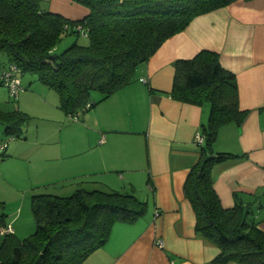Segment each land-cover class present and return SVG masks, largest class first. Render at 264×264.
<instances>
[{
    "label": "crops",
    "instance_id": "0c3cea01",
    "mask_svg": "<svg viewBox=\"0 0 264 264\" xmlns=\"http://www.w3.org/2000/svg\"><path fill=\"white\" fill-rule=\"evenodd\" d=\"M44 6L70 19L88 13L73 0H46ZM203 49L217 52L221 65L234 74L239 108L247 111L240 125L220 128L213 143L214 151L236 155L215 165L214 189L226 208L235 204V194L247 200L257 193L264 200V0H233L195 16L137 66L131 83L77 118L82 122H68L58 103H39L45 102L40 92L23 85L22 97L36 96L38 103L18 107L51 106L50 121L57 124L40 127L34 137L29 132L23 139V133L12 137L6 145L8 159L26 163L34 186L111 185L146 204L133 222L114 223L107 241L81 264H214L220 249L196 231L183 188L200 156L195 136L209 108L169 95L174 62ZM5 61L0 55V70ZM254 219L264 231V206L254 210Z\"/></svg>",
    "mask_w": 264,
    "mask_h": 264
},
{
    "label": "trees",
    "instance_id": "16d2710c",
    "mask_svg": "<svg viewBox=\"0 0 264 264\" xmlns=\"http://www.w3.org/2000/svg\"><path fill=\"white\" fill-rule=\"evenodd\" d=\"M41 1L0 0V54L6 58L0 76L10 70L19 78L18 94L23 90L21 76H35L57 93L58 107L72 120L131 83L137 66L195 16L233 0H73L88 9L77 19L49 11ZM81 34L88 38L87 45L74 42L57 52L65 36ZM0 84L8 91L1 78ZM93 93L100 94L98 100ZM169 95L209 108L207 122L199 129L200 156L183 188L195 213L196 231L220 249L213 263L264 264V231L254 219V210L264 206V200L257 193L247 200L235 194V204L226 208L213 186L215 165L236 156L214 151L218 132L228 124L240 125L247 112L239 108L234 74L221 65L217 52L203 49L174 62ZM30 117L19 108L0 109L5 137H19ZM0 145L5 146L0 151L5 157L7 143ZM87 187L79 184L69 195L33 194L35 231L23 239L14 232L1 234L0 264H81L107 241L114 223L133 222L146 210L132 192Z\"/></svg>",
    "mask_w": 264,
    "mask_h": 264
},
{
    "label": "rangeland",
    "instance_id": "374dc122",
    "mask_svg": "<svg viewBox=\"0 0 264 264\" xmlns=\"http://www.w3.org/2000/svg\"><path fill=\"white\" fill-rule=\"evenodd\" d=\"M45 2V0H42L41 4L43 5ZM74 42L79 45H87L89 43L88 38L85 35H67L56 46L57 52L63 50ZM21 79L22 84H25L24 86L29 87L32 84L36 89V92H40L39 94H41L45 102L39 101V103H58L57 93L53 89L41 84V82L38 81L35 76L31 74H25L21 76ZM40 85H44L43 87L46 88H43ZM22 93L23 92H20L18 95H16L15 99L11 98L8 95L7 88L0 84V109L4 111H12L16 108H19L18 103H38L36 102V96H29L28 99H25L24 96L22 97ZM93 97L94 99L98 100L100 94L93 93ZM50 107L46 105L45 110L42 109L41 111L37 110L39 108L30 105L28 111L23 109L31 117L28 118V121L25 123L24 132L21 136L22 138L20 139H23L24 136L28 134V132L34 137L36 135V130L40 127H55L57 125L55 122L50 121L54 120L53 112H55L54 108ZM19 109L21 110V108ZM47 117L50 119H46ZM79 117H82V114H80ZM67 121L70 123H73L71 121H76L75 123H77L82 122V119L77 120L76 118ZM3 127L4 126L0 120V143H8L12 139L5 137ZM17 139L19 140V138H16V140ZM4 152L6 155L5 157L0 155V222L7 223V225L12 226V229L14 227L16 229L15 236L18 239H23L35 231L36 223L31 209V197L33 194L48 192L58 195H69L75 190L77 186H79V184L82 185V182H67L63 184L64 186H59L60 184L57 186L56 184L54 185L55 187L50 186V189L48 190L41 189L34 186L32 181L29 179V171L26 169V163H23V161H20L19 159L18 161H12L8 159L10 157L8 156L10 154L9 151L5 150ZM84 186H88L87 188H92L91 186L96 188L99 187H97V185H92V183H88L86 185L84 184ZM110 187L114 188L111 185ZM0 236L2 235L0 234Z\"/></svg>",
    "mask_w": 264,
    "mask_h": 264
},
{
    "label": "built area",
    "instance_id": "2783aa9c",
    "mask_svg": "<svg viewBox=\"0 0 264 264\" xmlns=\"http://www.w3.org/2000/svg\"><path fill=\"white\" fill-rule=\"evenodd\" d=\"M11 71H4L2 72L0 78L3 81V83L8 87V91L11 96H16L18 95L19 90L21 89L19 85V78L17 77H12L11 76ZM195 141L196 143H201L203 142V136L201 135L200 132L196 133L195 136ZM4 145H0V151L4 148ZM3 233H13V229L11 226L7 225V227H1L0 228V234ZM155 243L157 245H162V240L161 239H156Z\"/></svg>",
    "mask_w": 264,
    "mask_h": 264
}]
</instances>
